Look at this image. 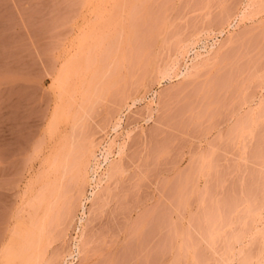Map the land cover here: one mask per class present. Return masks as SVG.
Segmentation results:
<instances>
[{"label": "rangeland", "instance_id": "obj_1", "mask_svg": "<svg viewBox=\"0 0 264 264\" xmlns=\"http://www.w3.org/2000/svg\"><path fill=\"white\" fill-rule=\"evenodd\" d=\"M250 1L0 0V264L262 261L264 1ZM69 143L98 170L85 210L67 181L66 214L39 200ZM104 150L118 169L98 183Z\"/></svg>", "mask_w": 264, "mask_h": 264}, {"label": "bare ground", "instance_id": "obj_2", "mask_svg": "<svg viewBox=\"0 0 264 264\" xmlns=\"http://www.w3.org/2000/svg\"><path fill=\"white\" fill-rule=\"evenodd\" d=\"M257 1H264V0H252V1H250V3L249 4H251V6H252V4H257L258 2ZM252 2V3H251ZM263 3V2H262ZM247 5H249L248 3H246ZM259 4V3H258ZM258 4L256 5V6H258ZM254 7V6H253ZM253 9V8H252ZM247 10V9H246ZM255 11H256V9H255ZM251 12V11H250ZM249 12V13H250ZM243 13V12H242ZM245 13H246V11H245ZM248 14V13H247ZM242 17V16H241ZM221 32V31H220ZM213 46V45H212ZM206 47V46H205ZM211 49H212V47H211ZM214 49H216V48H214ZM216 50H219V49H216ZM196 52V51H195ZM209 52H210V50H209ZM209 52H205V53H208V55H209ZM212 52H214V51H212ZM205 53L203 54V55H205ZM215 53V52H214ZM214 53H213V55H214ZM211 54V53H210ZM220 54V53H219ZM194 55H195V53H194ZM202 54L200 53V52H198L197 54H196V56H194L195 58H193V59H195L194 61L196 62L197 60H196V58H198V57H200ZM215 55H217L216 53H215ZM203 57V56H202ZM211 57H214V56H211ZM215 58H216V56H215ZM199 59H201V58H199ZM199 59H198V62H199ZM202 60V59H201ZM201 60H200V64H201ZM207 59H205V61H206ZM211 60V59H210ZM198 62H196V64L198 63ZM209 63V62H208ZM199 64V63H198ZM191 65V64H190ZM202 65V64H201ZM207 65V64H206ZM192 67L191 68H193V66H194V64L193 65H191ZM196 66V65H195ZM194 66V67H195ZM199 66V65H198ZM197 66V67H198ZM204 66V65H203ZM172 68H173V66H172ZM186 68V67H185ZM198 69V68H197ZM164 70V69H163ZM166 70H167V68H166ZM184 70V69H183ZM190 70H192V69H190ZM189 67H187L186 68V70H185V72H182V75H183V73H185L186 74V72L187 73H189ZM195 70V72H196V69H194ZM170 71V70H169ZM168 71V73H170ZM181 72V71H180ZM191 72H193V70L191 71ZM163 73V72H162ZM185 74H184V76H185ZM194 74V73H193ZM193 74H192V76H193ZM164 75V74H163ZM166 76V75H165ZM169 76H171V74H169ZM177 76H179V75H177ZM183 76V77H184ZM189 76V75H188ZM85 143V142H84ZM84 143H83V145H81V146H72V145H70V143H69V145L70 146H68V147H66L65 149H60V148H56L55 150H54V152L49 156L48 155V158H47V162H48V169L51 171V172H55L53 175H54V177L52 178V177H49L48 176V179H46L47 180V183H45L46 184V186H45V184H44V188H43V192L40 194L41 196H42V198L39 200L40 201V203H41V205H39V207L40 206H42L43 205V207H44V204H43V202H47V201H49V200H51V199H53V200H55V201H57V203L58 202H60V203H63V204H65L66 205V209H65V211H66V214H68V212L70 211V208H71V203L72 202H74V201H72V199H74V198H72L73 196H72V192H71V190H70V186H69V184H68V186L66 185L68 182H69V180H70V184H71V180H72V184L74 185V187H73V189L75 188L76 189V191L78 190V193L80 194V191H81V194H83V192L82 191H84L83 189H81L80 190V188L83 186V184H84V182L88 179L89 180V178H90V180L94 177V175L95 176H97L96 174H93V176L92 177H89V174H88V172H90V171H88L89 169H92L93 170V172L92 173H97V170L98 169H95L94 167H92V164H90L89 163V161L91 160L90 158H92V160L93 161H95L96 159L95 158H98V157H96L97 155L94 153V152H92L91 151V149H90V145L88 146V145H84ZM66 144H68L67 142H66ZM72 144V143H71ZM87 144V143H86ZM80 145V144H79ZM67 146V145H66ZM120 148V147H119ZM104 152V157H103V159H101V160H103V161H105V164L106 163H108L106 166H107V168H106V170L105 171H103L102 170V172L103 173H101V174H99V179H98V183H100V181H102L104 178H105V180H107L108 178H111V176L113 177L114 175H112L113 173H115V169H118L117 167L118 166H116L115 164L116 163H113V162H111V161H113V160H111V159H109V157H108V155L109 154H107L108 152H107V150H106V152H105V150L103 151ZM102 154V153H101ZM103 155V154H102ZM90 159V160H89ZM95 159V160H94ZM96 162V161H95ZM117 162V161H116ZM97 163H99V161H98V159H97ZM99 165H101L100 163L97 165V167H99V169H100V166ZM94 166V165H93ZM103 169V168H102ZM49 171V172H50ZM48 172V173H49ZM91 173V172H90ZM100 173V172H99ZM116 173H117V171H116ZM50 178V179H49ZM94 179V178H93ZM104 180V181H105ZM68 181V182H67ZM94 181V180H93ZM109 181V180H108ZM96 182V181H95ZM85 183H87V181L85 182ZM89 183V182H88ZM105 183V182H104ZM94 184V183H93ZM85 185V184H84ZM90 185H92L91 183H90ZM72 186V185H71ZM96 188V187H95ZM100 188H101V186H100ZM71 189H72V187H71ZM75 191V192H76ZM92 192V195H94L95 194V191H91ZM77 193V194H78ZM99 193V192H98ZM97 193V194H98ZM73 194H74V192H73ZM76 194V195H77ZM78 194V195H79ZM80 194V195H81ZM91 194V193H90ZM81 196H83V195H81ZM94 196H97L98 197V195H94ZM78 198L80 197V196H77ZM91 197H93V196H91ZM91 197H84L83 196V199H78L79 200V202H81L80 203V206H81V208L82 209H84L85 210V203L86 202H84L85 200L84 199H86V200H91L92 198ZM96 198V197H95ZM84 200V201H83ZM93 200H94V198H93ZM92 200V201H93ZM95 201V200H94ZM93 201V202H94ZM78 202V203H79ZM78 203H76V204H78ZM96 203V202H95ZM46 204V203H45ZM92 204V203H91ZM60 205V204H59ZM62 205V204H61ZM64 205V206H65ZM87 205V204H86ZM75 205H73V207H74ZM93 206V205H92ZM60 207H62V206H60ZM90 208H91V206H89ZM64 209H63V212H64ZM81 209V210H82ZM92 210V209H91ZM68 211V212H67ZM71 211H73V209L71 210ZM89 211V210H88ZM50 212H48V210H47V212H45L44 214L45 215H43L44 217L42 218V220H44V218H46V216L49 214ZM65 213V212H64ZM63 213V214H64ZM82 213H83V211H82ZM88 215H89V213H87ZM84 215V214H83ZM87 216V215H86ZM79 217V216H78ZM64 218V217H63ZM61 219V220H64V219ZM66 218V217H65ZM80 218H82L81 216H80ZM86 218V217H85ZM84 218H82V220H83ZM81 220V219H80ZM84 221V220H83ZM44 223V222H43ZM43 223H42V225H43ZM81 225V224H80ZM82 231V230H81ZM80 231V232H81ZM82 234V233H81ZM82 236V235H81ZM81 238V237H80ZM83 238V237H82ZM77 240V239H76ZM79 240V239H78ZM73 242V241H72ZM78 241H76V243H77ZM80 242V241H79ZM82 242H83V240H82ZM83 244V243H82ZM82 244L81 245H77L76 246V251H78L77 249L81 246L82 247ZM85 245V244H84ZM83 245V246H84ZM73 246V245H72ZM75 246V245H74ZM84 248V247H83ZM73 249V248H72ZM71 249V250H72ZM71 250H69V251H71ZM81 251V250H80ZM83 251V250H82ZM79 252V251H78ZM79 253H81V252H79ZM68 254H71V252L70 253H68ZM67 254V255H68ZM71 255H73V254H71ZM72 257V256H71ZM261 259H262V261H259V262H257L258 264H264V256L262 255V257L261 256H259ZM65 259V258H64ZM65 262V261H64ZM67 263V262H66ZM65 264V263H64Z\"/></svg>", "mask_w": 264, "mask_h": 264}]
</instances>
